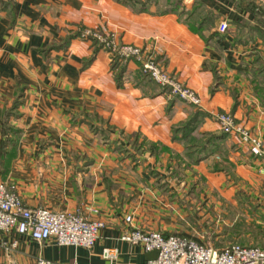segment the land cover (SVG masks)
Instances as JSON below:
<instances>
[{
  "label": "crops",
  "instance_id": "crops-1",
  "mask_svg": "<svg viewBox=\"0 0 264 264\" xmlns=\"http://www.w3.org/2000/svg\"><path fill=\"white\" fill-rule=\"evenodd\" d=\"M182 3L179 14L166 0H0V179L26 206L89 205L103 222L89 247L0 233V264H147L154 250L120 238L132 227L215 248L264 242V159L215 120L230 112L264 141V4ZM197 3L211 15L202 27L185 18ZM82 25L151 54L199 105L79 37Z\"/></svg>",
  "mask_w": 264,
  "mask_h": 264
},
{
  "label": "built area",
  "instance_id": "built-area-1",
  "mask_svg": "<svg viewBox=\"0 0 264 264\" xmlns=\"http://www.w3.org/2000/svg\"><path fill=\"white\" fill-rule=\"evenodd\" d=\"M259 1L264 4V0ZM226 27L227 24L223 20L216 26L218 31H224ZM79 34L81 37L95 39L111 56L118 55L122 58L138 60L141 71L165 87L169 95L199 105L198 94L189 86L171 77L155 62L151 54L143 52L131 43L118 41L114 36L100 29L83 28ZM215 120L222 132L236 136L252 155L264 159L263 139L236 120L232 113L217 112ZM258 172L264 176V163L258 168ZM84 211L96 213L97 209L89 205L77 206L72 210L26 206L14 186L0 179V233L13 232L29 236L38 242L53 239L57 244L89 247L94 243L97 231L103 226V222L87 217ZM130 218L129 214L124 216L127 222ZM120 238L140 244L145 251L154 250L155 255L147 259V264H264V245L230 242L215 248L186 235L163 234L158 230H142L138 227L126 230ZM15 244V239L10 241V245ZM116 254L115 247L101 249L103 258L113 260ZM37 262L48 264L47 260L40 258Z\"/></svg>",
  "mask_w": 264,
  "mask_h": 264
},
{
  "label": "trees",
  "instance_id": "trees-1",
  "mask_svg": "<svg viewBox=\"0 0 264 264\" xmlns=\"http://www.w3.org/2000/svg\"><path fill=\"white\" fill-rule=\"evenodd\" d=\"M117 1H124V0H117ZM166 7H164L163 10L165 11H175L177 13H181L184 9L182 0H166ZM200 3L194 4L192 6L191 9L186 10V17L187 19H189V23L191 24V26H193V23L202 27V25H206L210 20H211V15L207 14V13H201L199 14V7ZM201 10V8H200ZM194 12H196V15H194ZM95 42H97L95 39H93ZM98 43V42H97ZM99 44V43H98ZM114 57L117 58H122L121 56L118 55H113ZM197 112H194L189 118H187L185 121L181 122V124L179 125V128L181 129H185L184 132H186L187 130L190 129L192 120L196 117ZM222 132V131H221ZM224 132H222L223 134ZM225 134V133H224Z\"/></svg>",
  "mask_w": 264,
  "mask_h": 264
},
{
  "label": "rangeland",
  "instance_id": "rangeland-1",
  "mask_svg": "<svg viewBox=\"0 0 264 264\" xmlns=\"http://www.w3.org/2000/svg\"><path fill=\"white\" fill-rule=\"evenodd\" d=\"M83 28H91V29H99V28H97V27H93V26H88V25H82V26H80L79 27V29H78V36L79 37H81L80 36V34H79V31H81ZM81 38H83V39H90V40H93V38H89V37H81ZM230 243V242H229ZM238 243V242H237ZM253 243V242H252ZM241 244V243H240ZM253 244H255V245H264V242H255V243H253Z\"/></svg>",
  "mask_w": 264,
  "mask_h": 264
}]
</instances>
